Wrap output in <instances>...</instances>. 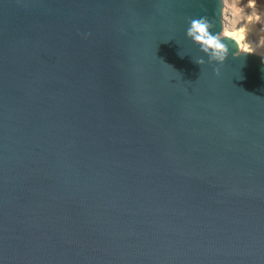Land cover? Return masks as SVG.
Masks as SVG:
<instances>
[{"label":"water","instance_id":"1","mask_svg":"<svg viewBox=\"0 0 264 264\" xmlns=\"http://www.w3.org/2000/svg\"><path fill=\"white\" fill-rule=\"evenodd\" d=\"M222 11L0 0V264H264V57L186 36Z\"/></svg>","mask_w":264,"mask_h":264},{"label":"bare ground","instance_id":"2","mask_svg":"<svg viewBox=\"0 0 264 264\" xmlns=\"http://www.w3.org/2000/svg\"><path fill=\"white\" fill-rule=\"evenodd\" d=\"M227 1L232 3L239 0ZM223 3V33L227 32L236 36L239 41L238 47L241 52L247 49L251 53H256L264 57V48L260 49L258 47L259 40H261V43L264 41V0H261L256 6H252L251 3H248L243 6V9L238 13L230 9L231 7H228L225 0H223ZM250 18L253 22H249Z\"/></svg>","mask_w":264,"mask_h":264},{"label":"clouds","instance_id":"3","mask_svg":"<svg viewBox=\"0 0 264 264\" xmlns=\"http://www.w3.org/2000/svg\"><path fill=\"white\" fill-rule=\"evenodd\" d=\"M188 27L186 29V36L195 45L199 47V50L203 52L208 57V63H215L217 65H223L230 54L229 44L226 40H231L235 42L238 48L239 41L236 36L231 35L227 32L221 33L215 32V24L208 16H201L199 18L188 17L187 18ZM247 49H245L243 54L238 51L232 53L234 57L249 54ZM198 65H204L206 63L203 57H200L194 61ZM214 73L216 75L220 74V68H214Z\"/></svg>","mask_w":264,"mask_h":264},{"label":"rangeland","instance_id":"4","mask_svg":"<svg viewBox=\"0 0 264 264\" xmlns=\"http://www.w3.org/2000/svg\"><path fill=\"white\" fill-rule=\"evenodd\" d=\"M261 1V0H260ZM258 0H239V1H234L232 3L228 2L227 0H225L226 4L228 5V7H231L230 9L236 11L237 13L240 12L243 9V6L247 5L248 3H251L252 6H256L257 3L259 4ZM255 2V3H254ZM232 4V5H231ZM243 4V5H242ZM224 5V3H223ZM249 22H253V20L250 18ZM257 39V38H256ZM261 40H259V44L258 47L260 49L264 48V41L261 43ZM255 44V43H254ZM256 45V44H255ZM263 46V47H262ZM259 55V54H258Z\"/></svg>","mask_w":264,"mask_h":264}]
</instances>
